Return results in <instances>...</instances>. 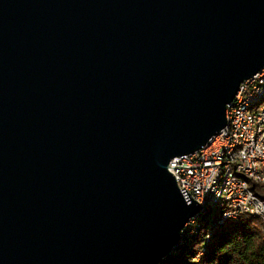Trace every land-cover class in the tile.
I'll return each instance as SVG.
<instances>
[{"label": "water", "instance_id": "95a60500", "mask_svg": "<svg viewBox=\"0 0 264 264\" xmlns=\"http://www.w3.org/2000/svg\"><path fill=\"white\" fill-rule=\"evenodd\" d=\"M263 70L264 0H0V264H160Z\"/></svg>", "mask_w": 264, "mask_h": 264}, {"label": "bare ground", "instance_id": "6f19581e", "mask_svg": "<svg viewBox=\"0 0 264 264\" xmlns=\"http://www.w3.org/2000/svg\"><path fill=\"white\" fill-rule=\"evenodd\" d=\"M240 88H244V83ZM250 89L251 94L238 95L227 106L226 140H237L233 144L232 141L222 143L214 176L201 203L204 212L211 208L221 211L219 223L236 219L241 214L264 219V207L261 210L259 204H252L251 208L243 199L230 196L232 190L240 187V193L247 198H255L258 203H264V186L258 194L251 186L252 183L261 186L264 183V70L256 76L255 81L250 82ZM247 143H251V147H247ZM246 149L247 154H252L253 158L251 179L240 171L243 167L240 154ZM196 219L191 222L194 223Z\"/></svg>", "mask_w": 264, "mask_h": 264}, {"label": "trees", "instance_id": "16d2710c", "mask_svg": "<svg viewBox=\"0 0 264 264\" xmlns=\"http://www.w3.org/2000/svg\"><path fill=\"white\" fill-rule=\"evenodd\" d=\"M251 186L256 194L263 191L261 185ZM220 215L218 210L213 217L209 210L199 215L160 264H264V219L241 214L219 223Z\"/></svg>", "mask_w": 264, "mask_h": 264}, {"label": "built area", "instance_id": "2783aa9c", "mask_svg": "<svg viewBox=\"0 0 264 264\" xmlns=\"http://www.w3.org/2000/svg\"><path fill=\"white\" fill-rule=\"evenodd\" d=\"M255 80L256 77L252 80L246 81L244 83V88H240L237 96L251 94L252 89H250V82ZM236 140H226L224 129L219 135L213 137L209 144L203 147L200 151L189 156L175 158L171 161V172L175 176L178 186L188 202H190L191 198L195 199L200 204L203 202L208 184L211 181L212 176H214V170L217 165V156L222 150V143L225 141H232L233 144ZM247 147H251V143H247ZM240 158L243 159V167L240 171H243V173L251 179L252 167L254 166L252 154H247L246 149L244 152H241ZM228 164L229 167L232 166L230 160L228 161ZM262 186H264V183H262ZM230 196L243 199V201H245L251 208L252 204H259L261 210L262 207H264V203H258L255 198H247L240 193V187L232 190Z\"/></svg>", "mask_w": 264, "mask_h": 264}, {"label": "rangeland", "instance_id": "374dc122", "mask_svg": "<svg viewBox=\"0 0 264 264\" xmlns=\"http://www.w3.org/2000/svg\"><path fill=\"white\" fill-rule=\"evenodd\" d=\"M216 211H217L216 209L211 208V209L209 210V216H210V217H213V216L215 215ZM218 218H219V216H216L215 219L217 220ZM190 224H192V222H191ZM209 225L212 226L211 223H209ZM189 228H190V226L188 225L187 229H189ZM187 229H186V230H187ZM185 232H186V231H185Z\"/></svg>", "mask_w": 264, "mask_h": 264}]
</instances>
